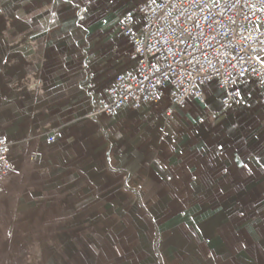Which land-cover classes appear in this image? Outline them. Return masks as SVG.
Listing matches in <instances>:
<instances>
[{"label": "crops", "instance_id": "0c3cea01", "mask_svg": "<svg viewBox=\"0 0 264 264\" xmlns=\"http://www.w3.org/2000/svg\"><path fill=\"white\" fill-rule=\"evenodd\" d=\"M145 1L76 0L73 9L63 0H0V130L17 168L0 195L18 194L22 226L45 245L30 255L39 264H264L257 79L239 82L251 107L203 125L182 115L171 127L154 103L95 113L115 77L134 67L120 19L138 16ZM222 91L208 86L213 111ZM217 142L260 155V164L236 170L204 149Z\"/></svg>", "mask_w": 264, "mask_h": 264}, {"label": "built area", "instance_id": "2783aa9c", "mask_svg": "<svg viewBox=\"0 0 264 264\" xmlns=\"http://www.w3.org/2000/svg\"><path fill=\"white\" fill-rule=\"evenodd\" d=\"M163 3L164 0H156L155 4H149L146 0L139 6L138 16L132 11H126L121 16L122 31L132 45L130 59L134 62V67L115 77L106 96L100 99L95 113H104L108 116L106 105L116 115L124 107L138 109L144 104L153 103L151 83L154 81L145 79V75L150 77L149 63L156 64L157 60L152 59L151 55L141 57L136 49H143L146 45L152 44L153 34L159 36L157 29H163L165 34H171L174 29L179 33L180 19L184 17L188 18L184 27L192 29L193 36L199 38L201 34H206L204 39L211 42L212 46L201 42L195 49V55L206 64L208 70L211 71L212 66L218 68L220 73L225 74L220 77V81H223L228 75L236 78L237 73L243 69L244 75L240 77L239 82L257 79L264 95V61L261 58L264 55V11L261 10L264 9V0H215L214 3L213 0H198V3H189V0H185L183 4L172 0L171 4L162 10ZM129 12L132 13L131 17H128ZM192 20L196 21L198 27H192L190 23ZM192 43L193 41L189 40L187 45L182 47L190 46ZM201 49L207 52V59L201 56ZM166 54L169 59L164 61L163 56ZM157 56L163 66L172 63L171 52L167 50L158 51ZM257 56L260 57L259 60L256 59ZM176 58L179 59V56ZM208 60L211 61V65L207 63ZM172 67L177 68V64L172 63ZM179 79L178 77L172 84H166L176 94L170 97L173 100L182 91ZM213 83L223 90L221 82L212 81L208 86ZM237 86L239 87V83ZM237 106L239 105L232 107ZM54 140V135L47 137L49 142ZM9 152L10 142L0 130V182L15 171Z\"/></svg>", "mask_w": 264, "mask_h": 264}, {"label": "snow or ice", "instance_id": "6c2138e0", "mask_svg": "<svg viewBox=\"0 0 264 264\" xmlns=\"http://www.w3.org/2000/svg\"><path fill=\"white\" fill-rule=\"evenodd\" d=\"M50 3L55 4L56 0H49ZM65 4H71L73 9H79L80 5L76 2V0H63ZM172 0H164L163 8H167L171 4ZM178 3L183 4L185 0H177ZM215 0H213V3ZM149 4H155L156 0H148ZM189 3H198V0H189ZM147 6V4H146ZM86 10V9H85ZM264 11V9H261ZM53 16L56 15L55 12L51 13ZM79 15V12L76 13ZM132 13H128V17H131ZM84 19L83 16L80 17ZM179 19V17H178ZM188 20L187 17L180 19L179 23V33L174 29L171 34H165L163 29H157L159 32V36L153 34L152 36V44L146 45L145 48H137L136 51L141 55V57H145L146 55H151L152 59L157 60L156 64L149 63V67L151 68V75H145V79H149L151 83V87L153 89L151 93V100L154 105L159 109V117L161 120H164V113L167 115V123L171 127H178V121L183 115L185 119L191 124H201L203 125L205 122V117H209L210 121L215 120L221 112L227 113L228 110L233 105H244L246 107H251L248 104L247 100H245L244 94L241 93L240 88L237 86L239 83L240 77L244 75V70L242 69L236 75V78H233L231 75L227 76V79L220 81V77L225 75L224 73H220L218 68L212 66V70H208L206 64L197 58L195 55V49L199 46L201 42L208 43L211 45L210 41L204 39L206 34H201L199 38L193 36L192 29L185 28L184 24ZM192 27H198L195 20L190 21ZM192 40L193 43L190 46L182 47V45H187V42ZM223 47V45H221ZM165 50L171 52L172 63L177 64V68L172 67V63H168L166 66L161 65L160 58L157 56V52H164ZM201 56H204L207 59V52L203 49L200 51ZM219 56V52H217ZM179 56V59L176 57ZM135 59V57H134ZM169 56L166 54L163 56V60L167 61ZM256 59H260L259 56ZM243 60V58H241ZM183 61V63H181ZM223 63V61H219ZM231 62V61H229ZM4 64H7L8 61L4 60ZM207 63L211 65V61L208 60ZM235 66V65H233ZM131 76V73H129ZM179 79V84L182 89L181 94L176 97L175 100L171 99V96H176L174 92H172L170 87H167L166 84H172L177 78ZM212 81L221 82L223 85V91L220 93L222 97H224L220 101L219 111H213L211 108V98L208 97V85ZM203 86V87H202ZM169 93V97L165 96V93ZM148 99V97H145ZM166 101V102H165ZM231 101V103H229ZM178 105V107H176ZM107 108L108 116L115 115L111 108L105 106ZM139 107V105H137ZM201 109H205L207 111H203ZM209 113L211 115L209 116ZM94 118V117H93ZM98 124L99 121H96ZM233 128L238 127L237 124L232 125ZM103 132V129H101ZM161 133L164 132L163 129H160ZM106 134V133H105ZM160 139L164 140V135L160 136ZM259 139V137H256ZM174 143V141H173ZM205 150H213L216 155L220 157L221 161L230 160L231 165L236 170H244L247 173H252V168L250 167L247 161L254 160L257 164H260V155H253L252 153L243 154L239 150H233L228 152V145L224 142H217L213 146V149H208L207 145H204ZM200 151V149H197ZM181 155H183L181 153ZM155 163L161 168L165 167L164 164L161 163V160L157 159ZM260 167L264 169V164H261ZM223 173H229V167H222ZM168 180H172L173 176L169 175ZM176 179H179L177 176ZM193 179L195 177L193 176ZM222 191V189H221ZM240 215H244L243 212Z\"/></svg>", "mask_w": 264, "mask_h": 264}, {"label": "rangeland", "instance_id": "374dc122", "mask_svg": "<svg viewBox=\"0 0 264 264\" xmlns=\"http://www.w3.org/2000/svg\"><path fill=\"white\" fill-rule=\"evenodd\" d=\"M16 172L15 166L13 173ZM6 181L0 182V188ZM17 195L16 192L0 195V264H39L40 261L30 255L38 256L45 245L34 243L31 235L34 229L22 226Z\"/></svg>", "mask_w": 264, "mask_h": 264}]
</instances>
